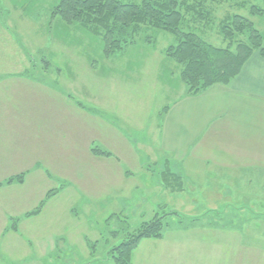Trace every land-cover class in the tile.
<instances>
[{
  "label": "rangeland",
  "instance_id": "obj_1",
  "mask_svg": "<svg viewBox=\"0 0 264 264\" xmlns=\"http://www.w3.org/2000/svg\"><path fill=\"white\" fill-rule=\"evenodd\" d=\"M58 1L0 0V264H114L108 251L156 215L162 237L140 241L135 264H264L258 181L213 177L185 162L184 190L168 193L170 207L154 215L153 201L141 211L135 205L137 182L125 178L161 170L146 152L155 146V110L184 88L163 53L173 38L141 29L107 57L100 38L50 19ZM204 3L212 17L200 31L214 46H223L217 28L228 14L250 19L264 36V19L246 9ZM167 171L159 179L180 189Z\"/></svg>",
  "mask_w": 264,
  "mask_h": 264
},
{
  "label": "trees",
  "instance_id": "obj_2",
  "mask_svg": "<svg viewBox=\"0 0 264 264\" xmlns=\"http://www.w3.org/2000/svg\"><path fill=\"white\" fill-rule=\"evenodd\" d=\"M217 1L233 3L236 8L246 9L249 16L264 19V0ZM204 2L206 0H142L139 3L59 0L50 19L59 18L66 25H77L100 38L107 57L133 44L141 29L166 33L175 43L163 53L178 66L187 95L195 97L211 86L229 84L255 52L264 55V36L250 19L239 14H228L219 22L217 34L222 47L206 41L201 31L208 27L212 10ZM162 232L163 220L156 215L136 231L126 233L121 242L108 251V256L114 264H132V252L140 241L160 239ZM114 234L110 235L114 237Z\"/></svg>",
  "mask_w": 264,
  "mask_h": 264
},
{
  "label": "crops",
  "instance_id": "obj_3",
  "mask_svg": "<svg viewBox=\"0 0 264 264\" xmlns=\"http://www.w3.org/2000/svg\"><path fill=\"white\" fill-rule=\"evenodd\" d=\"M172 92L173 98L165 105L158 100L156 123L150 129L155 146L146 151L147 157L152 156L150 163L160 164L161 170L158 173L140 171L125 178L137 182L132 186L141 196L136 207L141 211L145 202L153 201L154 215L159 207H170L168 201L172 195L168 193L179 196L184 190L185 162L199 165L212 174H239L235 180H246L249 186L253 181L264 186V55L252 54L238 76L226 86H211L195 97L187 95L185 86L180 94ZM137 142L142 145L146 141L138 136ZM110 158L101 159L105 160L101 165L103 172L108 170ZM166 170L179 180L180 189L166 188L159 179ZM108 186L102 181V189ZM254 196L262 198L260 194L254 193ZM88 241H85L87 247ZM90 251L93 252L92 248ZM131 260L135 264L133 257Z\"/></svg>",
  "mask_w": 264,
  "mask_h": 264
}]
</instances>
